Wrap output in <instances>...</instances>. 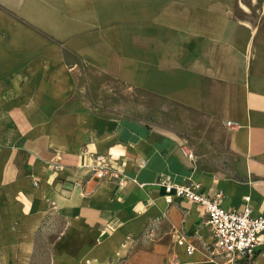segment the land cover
<instances>
[{"label":"crops","instance_id":"1","mask_svg":"<svg viewBox=\"0 0 264 264\" xmlns=\"http://www.w3.org/2000/svg\"><path fill=\"white\" fill-rule=\"evenodd\" d=\"M263 8L0 0V264L225 263L203 247L214 243L204 207L168 203L160 182L195 181L226 208L250 196L264 215ZM101 78L122 87L120 110L93 102L109 95ZM162 104L170 130L146 121ZM212 150L224 153H196ZM97 154L124 184L95 175Z\"/></svg>","mask_w":264,"mask_h":264},{"label":"built area","instance_id":"2","mask_svg":"<svg viewBox=\"0 0 264 264\" xmlns=\"http://www.w3.org/2000/svg\"><path fill=\"white\" fill-rule=\"evenodd\" d=\"M55 168H58V165H55ZM93 170L101 179H117L121 184L127 179L123 171L112 164L110 157L105 154L95 156ZM160 184L164 188L168 203H173L177 198H187L204 207L215 248L227 260L222 264L236 262L237 259L253 261L258 255H264V215L253 214L249 205L250 196L245 198L246 204L243 208H226L218 200L206 195L201 185L195 181L179 183L164 178ZM178 242L187 244L186 250L189 255L196 249L194 244L187 242L186 236H179ZM163 264L182 263L173 260Z\"/></svg>","mask_w":264,"mask_h":264},{"label":"rangeland","instance_id":"3","mask_svg":"<svg viewBox=\"0 0 264 264\" xmlns=\"http://www.w3.org/2000/svg\"><path fill=\"white\" fill-rule=\"evenodd\" d=\"M84 75L83 81L85 83L88 84V86L85 89V92L89 93L91 96L93 94L92 88L89 86V82H91V78L90 76L86 75V72H82ZM96 82L99 83V85L103 86L102 87V91L105 94H109V95H105L104 97L101 95H95L93 102L99 106L102 107L103 109H107V110H120L122 107V87L121 86H115V82L112 79H108V78H101V79H96ZM109 86V88H108ZM113 91V92H112ZM110 92H112L113 94H111ZM117 92H119V94H117ZM118 100V101H114V100ZM135 102H131V105L135 106L136 108L138 107L139 103H138V95L134 96ZM102 100H105L107 102H101ZM151 106H154V103L150 104ZM162 109L160 110V112H158V114L160 115V117L158 119H152V120H146L148 123H153L154 125L157 126H161L167 130H170L171 128V124L174 121L171 118V111H170V104H162ZM216 149L218 148V145H215ZM197 154H201L204 157L207 156H219V154L222 155V153H224L223 151H217V150H212V151H201V152H196ZM194 152L193 158H197V155ZM206 169H220L218 167H207ZM211 237H212V233H210ZM206 250H209V253L212 254L213 253V249L215 247L214 243H211L210 245H204L203 246ZM207 250V251H208ZM233 264H255V262L247 260V259H237L235 263Z\"/></svg>","mask_w":264,"mask_h":264}]
</instances>
